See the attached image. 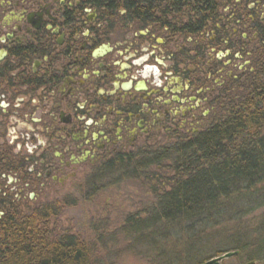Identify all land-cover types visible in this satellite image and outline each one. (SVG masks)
<instances>
[{
  "label": "flooded vegetation",
  "instance_id": "flooded-vegetation-1",
  "mask_svg": "<svg viewBox=\"0 0 264 264\" xmlns=\"http://www.w3.org/2000/svg\"><path fill=\"white\" fill-rule=\"evenodd\" d=\"M238 4L199 51L153 1L142 14L124 0H0V194L93 188L114 160L200 132L260 41L264 0Z\"/></svg>",
  "mask_w": 264,
  "mask_h": 264
},
{
  "label": "trees",
  "instance_id": "trees-1",
  "mask_svg": "<svg viewBox=\"0 0 264 264\" xmlns=\"http://www.w3.org/2000/svg\"><path fill=\"white\" fill-rule=\"evenodd\" d=\"M124 1L137 4L142 14L155 2L156 11L173 15L172 25L163 15L157 22L173 28L183 44L196 43L199 51L206 41L203 31L217 32L224 8L238 2ZM242 3L247 0H239V7ZM258 38L250 65L218 94L216 111L200 132L178 133L157 156L146 151L118 158L96 173V182L103 175L153 176L155 203L144 216L128 215L114 236L142 245L148 255H155L161 243L178 244L179 263L178 257L161 262L163 252H158L155 260L161 264H183L182 258L192 259L195 250L210 244L221 247L194 264L230 250L246 262L264 261V20ZM164 162L171 169L168 179L156 171ZM28 202L0 194V264H101L96 247L78 234L57 231L63 202Z\"/></svg>",
  "mask_w": 264,
  "mask_h": 264
},
{
  "label": "rangeland",
  "instance_id": "rangeland-1",
  "mask_svg": "<svg viewBox=\"0 0 264 264\" xmlns=\"http://www.w3.org/2000/svg\"><path fill=\"white\" fill-rule=\"evenodd\" d=\"M210 37H207L208 39ZM242 61L237 62L240 69L245 66ZM159 174L164 179L171 177V169L167 162L160 163ZM154 171V170H153ZM93 188L83 186L78 190L61 191L55 196L50 195L46 202L42 196H34L28 202L31 206L43 203L58 201L63 202L64 207L60 217L55 224L58 232L78 234L83 240L96 247L95 252L101 264H161L156 257L158 252H163L160 261L175 260L179 252L176 243H161L160 249L155 255L145 252L142 245L126 241L120 234L114 236L117 230L123 225L128 215L144 216L156 201L153 187L155 184L153 176L125 177L119 179L111 175L99 176ZM97 179V177H96ZM150 179V180H149ZM97 186V189H95ZM145 186V187H144ZM161 191V190H159ZM41 199V200H40ZM103 236L102 241L99 239ZM142 246V247H141ZM210 244L202 250H195L194 258L181 259L183 264H194L195 259L204 258L216 250V246ZM221 247V246H219ZM218 247V248H219ZM199 249V248H198ZM151 253V252H150ZM240 256H231L223 259L221 264H247ZM255 264H264V261H255Z\"/></svg>",
  "mask_w": 264,
  "mask_h": 264
},
{
  "label": "water",
  "instance_id": "water-1",
  "mask_svg": "<svg viewBox=\"0 0 264 264\" xmlns=\"http://www.w3.org/2000/svg\"><path fill=\"white\" fill-rule=\"evenodd\" d=\"M238 252L239 251H233V250L227 251L223 254L216 255V257L206 260V262L203 264H221L223 259H227V257H231V256H236L238 255ZM247 264H255V261H249V263Z\"/></svg>",
  "mask_w": 264,
  "mask_h": 264
},
{
  "label": "bare ground",
  "instance_id": "bare-ground-1",
  "mask_svg": "<svg viewBox=\"0 0 264 264\" xmlns=\"http://www.w3.org/2000/svg\"><path fill=\"white\" fill-rule=\"evenodd\" d=\"M150 180V179H149ZM145 187V186H144Z\"/></svg>",
  "mask_w": 264,
  "mask_h": 264
}]
</instances>
